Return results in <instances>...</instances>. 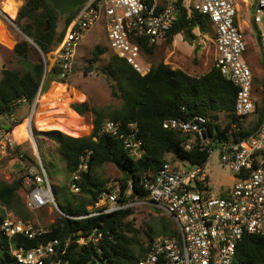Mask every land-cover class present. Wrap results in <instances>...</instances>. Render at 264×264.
Masks as SVG:
<instances>
[{
	"label": "built area",
	"instance_id": "obj_1",
	"mask_svg": "<svg viewBox=\"0 0 264 264\" xmlns=\"http://www.w3.org/2000/svg\"><path fill=\"white\" fill-rule=\"evenodd\" d=\"M241 4L246 11L255 6L253 21L261 30L259 24L260 18L264 17V0H87L73 13L61 41L52 50V67L59 71L55 78L66 80L72 70L78 44L101 23L112 53L124 59L140 75H145L151 71L153 63L144 52L143 45L156 47L166 43L171 25L178 20L180 11L186 10L189 18L202 15L212 27L214 64L237 90L232 114L241 121L252 113L257 114V119L244 128L254 127L245 137L238 136L240 128L236 122L230 124L225 137L217 138L215 130L209 134V121L203 115H192L186 119L171 117L163 121V128L183 135L184 149L198 147L207 151L208 158L218 151L219 162L233 173V184L218 192H214L206 173L207 161L198 165L179 158L165 163L143 183L148 192L146 197L121 201V183L116 179L108 181L106 190L89 207L91 212L88 216L148 204L162 209L175 223L176 235L156 236L136 264H231L236 245L244 235L264 236V110L256 124V106L261 102V95L258 99L253 95L254 75L241 58L247 48L239 19ZM196 29L200 34L198 27ZM258 47L264 57V33H260ZM40 54L45 73L47 60ZM99 133L121 138L135 158L143 152L135 123L106 119ZM16 149L17 139L13 130L0 125V163L4 156ZM89 154L90 151L81 157L82 162L72 174L73 191L79 189L74 180H78L80 173L86 170ZM22 155L19 154V159ZM23 184L26 189L24 203L28 210L34 212L47 205L58 208L40 160L35 169L27 168ZM129 193L130 189L125 191L126 195ZM0 229L8 237L23 234L28 238L47 231L40 225L14 217L7 210ZM56 243L54 239L32 249L20 247L13 254L19 264H62L60 260H48Z\"/></svg>",
	"mask_w": 264,
	"mask_h": 264
},
{
	"label": "trees",
	"instance_id": "obj_2",
	"mask_svg": "<svg viewBox=\"0 0 264 264\" xmlns=\"http://www.w3.org/2000/svg\"><path fill=\"white\" fill-rule=\"evenodd\" d=\"M180 12L178 20L171 25L167 42H172L173 36L182 32L185 40L193 43L197 38L193 30L198 26L204 33L209 28L208 20L202 15L189 18L186 10ZM72 17L73 14L62 17L64 25L62 30L58 31L60 15L48 1L25 0L21 5L14 22L26 37L14 45L13 52L18 60L26 64L21 69L5 67L1 69L0 118L12 115L13 111L24 103L32 104L38 91L43 90L41 80L44 64L39 53L46 55L58 45ZM143 49L149 58L153 56L154 46L143 45ZM31 51L38 56L32 62L28 60ZM103 52L101 46L94 47L88 64L84 66L85 71L92 70L93 64ZM262 61L261 102L256 106L258 113L256 124L260 122L264 110V57ZM109 66L110 74L119 84L122 100L120 107L108 114L93 109L92 131L88 135L72 136L75 134L68 135L56 129L40 131L43 137L53 141L59 149V154L64 160V177L67 184L64 186L70 187V190L73 172L82 162L81 157L90 151L86 160V170L80 173L78 180H74L79 186L78 191L71 190L64 205L54 198L61 214L46 226L47 231L40 236L28 238L23 234H16L8 237L0 229V264H19L13 254L14 250L20 247L32 249L54 239L57 243L54 244V252L48 260H60L62 264H136L156 236L176 235V229L172 227L173 219L169 216V221H163L159 228L148 224L145 229L146 238L143 240L136 238L138 230L127 220L132 207L88 216L91 212L89 207L93 206L106 190L109 181L100 178L96 169L107 163L117 167L120 176L116 180L122 185L121 201L131 197H146L148 192L144 189L143 183L152 178L165 163L179 158L201 165L208 159L207 151L198 147L192 150L184 149L183 135L163 128L162 123L165 119L171 117L186 119L190 115L206 116L209 121L208 133L215 130L217 138L225 137L233 122L240 128L237 131L239 137L249 135L254 129V127L242 129V121L232 114L236 87L221 74L215 64L205 73L193 76L180 68H172L159 61L153 63L149 73L140 75L124 59L112 53L109 56ZM57 72L58 69L53 66L49 73L54 76ZM113 93L117 94L115 90ZM71 107L78 114H83L86 108L81 104H73ZM219 112L226 114L224 126L222 122H218ZM106 119L136 124L143 149L139 158L130 154L121 138L99 133ZM8 128L13 130L12 125ZM21 160L27 163L24 164L25 168L34 162L27 154L22 155ZM43 167L47 174L44 164ZM51 188L53 190V185ZM128 189L130 193L126 195L125 191ZM20 190L24 192L25 198L23 176H16L10 182L0 178V222L5 210L23 221L29 220L30 210L26 208ZM231 264H264V236L244 235L236 245Z\"/></svg>",
	"mask_w": 264,
	"mask_h": 264
},
{
	"label": "rangeland",
	"instance_id": "obj_3",
	"mask_svg": "<svg viewBox=\"0 0 264 264\" xmlns=\"http://www.w3.org/2000/svg\"><path fill=\"white\" fill-rule=\"evenodd\" d=\"M4 1L6 0H0V8L1 3ZM14 1L18 3L17 15L25 0ZM254 8L255 6H251L247 11L249 16L247 20L249 21L255 17ZM241 14L245 15L246 13L242 11ZM16 15L12 17L0 10V20L7 26L10 34L15 39L10 47L0 44V72L4 67L21 69L26 64V62L18 60L13 52L15 43L24 37L14 22ZM62 17L64 16H60L58 20V31H61L64 25ZM260 21L264 24V17H261ZM212 37V27H209L204 33L198 35V39L201 42L199 47L196 48L192 43H188L190 45L188 50H181L185 48L179 46L178 49L180 50H177L172 55H169L168 46L166 47L165 43H160L156 46L153 56L149 59L152 63L163 61L172 68H180L193 76L201 75L214 64V43ZM243 39L247 48L241 58L253 72L255 89L252 92L258 99L263 76V57L254 41V33L251 29L245 28ZM96 45L101 46L104 52L93 64L92 70L85 71L84 66L88 64V60L92 55L91 52ZM179 45L181 44L179 43ZM37 51L39 52L38 49ZM111 54L112 49L109 46L106 31L102 24L98 23L78 44L73 67L66 80L50 75L51 73L49 72L54 62L52 51L44 55L47 60L46 72L42 75L41 80V86L43 85L44 87L39 92L34 111L32 112L34 102L30 105L24 103L18 106L12 115L0 118V125L13 126L14 136L17 139L16 151L9 153L1 160L0 178L2 180L10 182L16 176H25L27 168L24 167V164L27 165V163L21 162L19 154H27L34 160L30 165L33 169L36 168L39 160L41 163L43 162L42 164L45 165L49 176V183L53 185V197H56L59 203L66 204L71 190L70 187L64 186L67 185L64 177V160L59 154V149H57L55 143L43 137L40 131L56 129L68 135L75 134L72 136L88 135L92 131L93 109L102 110L108 114L113 109L121 106L119 84L109 72V56ZM37 57V54L31 51L28 60L32 62ZM113 90L117 94H114ZM73 104L84 105L86 107L84 113L78 114L74 111L71 107ZM217 119L218 122L224 123L225 113H217ZM256 119V113L250 114L242 121L243 128H247ZM168 157L171 158L170 155ZM218 157V151H214L206 163V173L209 175L214 192H218L221 188H226L228 185L233 184V173L219 162ZM96 173L100 178L108 180H115L120 176V171L112 163L98 167ZM20 194L25 201L22 190H20ZM58 208L47 205L34 212L30 211V218L27 221L46 228L61 214V210ZM169 218V215L162 209L147 204L133 206L127 220L138 230L136 238L144 240L146 238L145 229H147L148 224L159 228V225L163 221H169ZM172 227H175L174 221Z\"/></svg>",
	"mask_w": 264,
	"mask_h": 264
},
{
	"label": "crops",
	"instance_id": "obj_4",
	"mask_svg": "<svg viewBox=\"0 0 264 264\" xmlns=\"http://www.w3.org/2000/svg\"><path fill=\"white\" fill-rule=\"evenodd\" d=\"M242 11H244L246 14L245 15H242L241 14V12ZM248 12L246 11V7L244 6V5H242L241 4V7H240V11H239V19H240V26H241V28H242V31H243V35H244V31H245V28H248V29H251L252 31H253V33H254V41L256 42V44H257V46H258V39L260 38V33L262 34V33H264V24H262V23H260L259 25H261V30H260V28L256 25V24H258V23H256V22H254L253 21V19H251L250 21L249 20H247L248 19V14H247ZM16 15V14H15ZM14 15V16H15ZM14 16H12V17H14ZM0 23H2L3 24V29H4V31L13 39V42H14V38H13V36L10 34V32H9V30H8V28H7V26H5L4 25V23L0 20ZM196 27H198V26H196ZM196 27H195V29L193 30V32H194V34H196L197 35V38L196 39H198V35H200L198 32V30L196 29ZM199 29V28H198ZM213 38V37H212ZM196 39H194V41L196 40ZM194 41H193V45H194ZM17 43V42H16ZM15 43V44H16ZM179 43L181 44V45H179ZM189 42L187 41V40H185V38H184V36H183V33L182 32H179V33H177V34H175L174 36H173V39H172V42H166L165 43V45H166V47L168 48V52L170 53L169 55H172L174 52L176 53L177 52V50H180V49H178V47L180 46V47H183V48H185V49H181V50H188L189 49V44H188ZM1 44V43H0ZM201 45V42H200V40H199V45L197 46V47H199ZM195 46V45H194ZM14 47V46H13ZM170 47V48H169ZM196 47V48H197ZM156 48V47H155ZM258 49H259V47H258ZM155 50V49H154ZM259 51H260V49H259ZM261 53V52H260ZM263 56V55H262Z\"/></svg>",
	"mask_w": 264,
	"mask_h": 264
},
{
	"label": "water",
	"instance_id": "obj_5",
	"mask_svg": "<svg viewBox=\"0 0 264 264\" xmlns=\"http://www.w3.org/2000/svg\"><path fill=\"white\" fill-rule=\"evenodd\" d=\"M46 1H48V3L58 13V15L67 16L69 14H73L77 10V8L81 6L83 3H85L87 0H46ZM22 35L26 37L23 33ZM194 45L195 47L199 45V39H196L194 41ZM33 46L36 47L34 44ZM38 95L39 92L37 93L36 98L38 97ZM36 98L34 100L33 107L35 106V102L37 101ZM189 118H192V115H190Z\"/></svg>",
	"mask_w": 264,
	"mask_h": 264
},
{
	"label": "bare ground",
	"instance_id": "obj_6",
	"mask_svg": "<svg viewBox=\"0 0 264 264\" xmlns=\"http://www.w3.org/2000/svg\"><path fill=\"white\" fill-rule=\"evenodd\" d=\"M17 8V2L14 0H6L1 3L0 10L6 12L9 16H14L16 14ZM0 43L6 47H10L11 44H13L11 37L4 31L2 23H0Z\"/></svg>",
	"mask_w": 264,
	"mask_h": 264
},
{
	"label": "clouds",
	"instance_id": "obj_7",
	"mask_svg": "<svg viewBox=\"0 0 264 264\" xmlns=\"http://www.w3.org/2000/svg\"><path fill=\"white\" fill-rule=\"evenodd\" d=\"M43 74H44V72H43ZM38 92H40V91H38Z\"/></svg>",
	"mask_w": 264,
	"mask_h": 264
}]
</instances>
